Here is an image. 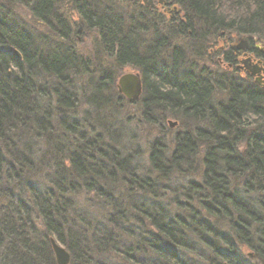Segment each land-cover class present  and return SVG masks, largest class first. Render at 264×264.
<instances>
[{
	"label": "trees",
	"instance_id": "16d2710c",
	"mask_svg": "<svg viewBox=\"0 0 264 264\" xmlns=\"http://www.w3.org/2000/svg\"><path fill=\"white\" fill-rule=\"evenodd\" d=\"M172 1L184 15L166 25L137 2L0 0V264H57L50 237L70 264H264V89L232 49L206 78L154 73L178 22L200 59L216 38L264 43V0ZM70 5L114 66L140 72V100L92 74L111 64L98 48L96 61L65 51ZM132 123L165 129L141 167L121 144L138 139Z\"/></svg>",
	"mask_w": 264,
	"mask_h": 264
},
{
	"label": "bare ground",
	"instance_id": "6f19581e",
	"mask_svg": "<svg viewBox=\"0 0 264 264\" xmlns=\"http://www.w3.org/2000/svg\"><path fill=\"white\" fill-rule=\"evenodd\" d=\"M168 1H172V0H168ZM172 3H174V2L172 1ZM145 7L148 8V9H151L150 12L152 11V14L156 15V19H158L160 22H162V24H166L167 25L168 24L167 21H170L171 19H174V18L176 19L177 18V16H173V15H171V17L167 18L162 12H158V10L155 9L157 7V5H156L155 2H153V0H150V5L149 6L145 5ZM69 8L73 9V7L71 5L69 6ZM180 12H181V8L179 9V11H176L177 14H179ZM182 14L184 15V13H182ZM179 26L180 25H179V22H178L177 29H175V30L171 29V33L174 34V36L166 38V45L165 44L163 45V48L165 50L161 49L160 52L158 51L159 54H158L157 61H156V64H155V72L154 73L157 76L160 75L162 77H166L167 79H170V82L176 81V80L180 81L181 79L184 78V76H183L184 74H188V75L192 76L194 73L195 74L196 73L197 74L200 73L199 75L201 76V78H203V77L206 78V70L204 69L206 66L201 64L200 57L199 58L196 57V56L192 57V53H194V52H196V51H198L200 49L198 47V44L200 43L199 40L197 38L188 37L187 33H184V31L181 30ZM72 31L74 32V35H75V31L77 32V30H74V26H73ZM73 32H72V38L70 40H68L67 42L65 41V44H63L65 51H68L72 58H75L74 55L78 54L77 56L81 57L82 61H85L86 59L93 60L89 56L85 55L84 52L78 50L77 45H76L75 41L73 40ZM95 34H96V32H95ZM97 36H98V40H100L99 34H96V39H97ZM245 38H247V37H245ZM217 39H219V38H216L215 40H217ZM225 39L226 40L224 41V44L222 46H220L219 48H217V49H214L215 45H212L210 47L207 46L206 48H202L200 50L202 55L204 57L205 56L208 57L210 53H214V54L217 53L219 55V57L221 56L220 59L223 62V58H224L223 54H224V52H226L230 48H232V47H230L232 44H235V43H233L234 40L232 38L226 37ZM236 41H241V37H238L236 39ZM70 44L74 45L76 48L74 46L70 45ZM95 46L98 48V51H99V54H100L101 57H104V56H106V58H107V56L109 58L111 57L110 54L107 51L102 50V48H99V46H100V42L99 41L95 42ZM171 47L172 48H176L175 50H178L179 54L182 55V58H184V56H185L183 54H187L189 56L186 59V62H185L186 64L183 65V63H182V64H178V66L175 64L174 57L168 54V52L169 53L172 52L171 49H170ZM239 58H241V53H238V56H236V59H239ZM110 61H111V64H108V63L101 64L100 68H99V62H94L92 64V66H93V71H92L93 73L92 74L97 75L99 78H101L102 80H105V81L108 78H116V80H117L116 81V85H117L118 80L121 77V75H123V73L120 72L121 68H119V66H114V64H116V63H114L113 60H111V58H110ZM237 62L238 61L235 60L236 64H237ZM229 65H230V63H229ZM166 66H167V68H166ZM201 72H202V75H201ZM136 73L140 74L139 71L136 72ZM241 73L242 72H239V74H241ZM242 78L247 79L246 75L242 76ZM89 85H90V83L87 82V83H85L84 87L87 88ZM116 88H117V86H116ZM143 90H144V87H143ZM143 90H142V94H143ZM142 94H141V96H142ZM81 102L83 103V107H85L86 102L83 99H81ZM168 119H169V117L167 119H165V122ZM173 122H176V124L173 125V126H170V125L169 126H170V128L175 129L178 126L179 122H178V120L177 121H173ZM192 124H194V123H192ZM116 129H117V132H119L121 130L123 132L125 131V129L123 127H120V126L117 127ZM121 144L124 145V146L125 145L128 146V150L127 149L126 150H127V152H129V155L131 156V161H132L133 166L141 167L142 166V162H141L140 159L144 158L145 155L139 154L142 150L140 149V147L138 146L136 141L130 142L129 139H128V136H127L126 138H124V140H123V142H121ZM116 149H117V151H120L121 149H124V148L120 147V146L119 147L116 146ZM143 151H145V150H143ZM107 153L109 155V152H107ZM109 157H110V155H109ZM109 166L111 168H114V165L112 166V165L109 164ZM144 180L145 179H142L143 182H145ZM231 193H236L235 186L231 189ZM51 238H54V237H50V239Z\"/></svg>",
	"mask_w": 264,
	"mask_h": 264
},
{
	"label": "rangeland",
	"instance_id": "374dc122",
	"mask_svg": "<svg viewBox=\"0 0 264 264\" xmlns=\"http://www.w3.org/2000/svg\"><path fill=\"white\" fill-rule=\"evenodd\" d=\"M125 2H130V3H134L137 2L138 4H142V5H146L149 6L150 5V0H122ZM153 2L156 3L157 7L155 8L156 10H158V12H162L167 18L171 17V15L173 16H178V14L176 13V11H179L180 7L174 3H172V1H168V0H153ZM69 13L71 15V18L73 20V26H74V30H77V32L75 31V35L73 32V40L75 41L77 48L79 51L84 52L85 55L89 56L90 58H92L93 60L96 61V46H95V40H96V34L95 31L93 30H89L88 28H86V26L84 24H82V22L79 20V16L78 14L73 11L71 8H69ZM181 14V13H179ZM238 37L245 38L243 36H236L235 34L231 35L228 38H233L234 40H236ZM226 38V37H225ZM225 38H219L215 41V43H212L209 45H215L214 49L219 48L220 46H222L224 44V41L226 40ZM262 49L264 50V47L262 46ZM197 54H192V56H195ZM106 57V56H105ZM221 57V56H220ZM219 55L216 53H210L209 56H205L203 57L201 60V64L205 65V66H211V67H215V63L219 60L220 63H223L222 60L220 59ZM104 60V59H103ZM241 58L239 59V65L241 64L240 62ZM218 61V62H219ZM213 62V64H211ZM200 64V65H201ZM227 65V64H225ZM225 65L221 64V66L226 67ZM222 68V69H223ZM121 73H136L138 72V70L136 68H133L132 66H125L122 67V69H120ZM245 73L242 72L240 74V76H245ZM252 80H254V78L251 77ZM128 101V100H127ZM81 109V108H80ZM82 110V109H81ZM128 115L130 116H134V114L138 113L137 107L136 105H132L129 106L127 109ZM135 118V117H134ZM178 118L175 117H169L168 120H166L165 122V126L169 129L174 131L172 128H170L169 126V121H177ZM179 122V120H178ZM159 125V124H158ZM158 125H147V129L146 132L141 133L140 132V125L136 126L135 123H132L131 127H135L136 131H138V139H136V143L138 144V146L140 147V149L142 150L140 152V154H143L144 151L146 150V143H149L152 139L154 140L155 138H157V136L161 133V131H165V129H163L164 125L161 126V128ZM179 126V123H178ZM177 126V127H178ZM178 129V128H177ZM170 134V131H169ZM168 135V134H167ZM171 139L172 137V133L170 135H168L167 137H163ZM144 158H146L144 156ZM143 163L146 165V160L143 161Z\"/></svg>",
	"mask_w": 264,
	"mask_h": 264
},
{
	"label": "water",
	"instance_id": "95a60500",
	"mask_svg": "<svg viewBox=\"0 0 264 264\" xmlns=\"http://www.w3.org/2000/svg\"><path fill=\"white\" fill-rule=\"evenodd\" d=\"M241 41L243 44L240 46L242 49H246L248 45V40L242 38ZM244 66L241 64L239 67L247 68L251 75L254 77L257 74L259 77L255 79V83L264 87V79L261 75V72H264V68L260 66V62H255L251 66L248 64V59L242 61ZM117 88L120 94H122L128 101L135 102L138 101L141 97L143 90V80L139 73H125L121 75L118 80ZM170 126L176 124V122L169 121ZM50 243L54 252L55 260L57 264H70L71 254L70 252L59 242H57L54 238L50 239Z\"/></svg>",
	"mask_w": 264,
	"mask_h": 264
},
{
	"label": "flooded vegetation",
	"instance_id": "af4514ba",
	"mask_svg": "<svg viewBox=\"0 0 264 264\" xmlns=\"http://www.w3.org/2000/svg\"><path fill=\"white\" fill-rule=\"evenodd\" d=\"M227 37H230V36H227ZM245 39L248 40V45H247V48L245 50L240 48V46L243 44V42L242 41H236L234 39H233L234 40L233 43H235V44H232L230 46L232 48H230V49H232V51L234 52L235 56H238V53H241V60H240L241 64L243 63L242 62L243 60L248 59V64L250 66H251V61H252V64L255 63V62H260V66L262 68H264V50L262 49V46L264 47V43L258 42L256 39H254V40H251L249 38H245ZM239 59L235 58V60L238 61L237 64H236V68L238 69V71L239 72H244L247 78H251V77L254 78L253 81L255 82V79L257 77H259V75L257 74L256 76L253 77L251 75V72L247 68L239 67L241 65V64L239 65ZM242 65L244 66V64H242ZM229 66L232 67L233 65L230 64ZM261 75H262V77L264 79V72L263 71L261 72ZM262 85L263 84H261L259 86H261L264 89V87Z\"/></svg>",
	"mask_w": 264,
	"mask_h": 264
}]
</instances>
